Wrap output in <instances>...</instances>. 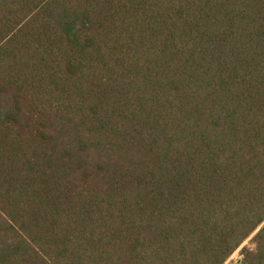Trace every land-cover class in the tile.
I'll use <instances>...</instances> for the list:
<instances>
[{"label": "trees", "instance_id": "16d2710c", "mask_svg": "<svg viewBox=\"0 0 264 264\" xmlns=\"http://www.w3.org/2000/svg\"><path fill=\"white\" fill-rule=\"evenodd\" d=\"M0 264H264V0H0Z\"/></svg>", "mask_w": 264, "mask_h": 264}, {"label": "rangeland", "instance_id": "374dc122", "mask_svg": "<svg viewBox=\"0 0 264 264\" xmlns=\"http://www.w3.org/2000/svg\"><path fill=\"white\" fill-rule=\"evenodd\" d=\"M247 242H248V241H245V242L243 243V245H244V244H247ZM240 258H241V257H240V255H239V249H238V250H236V251L233 253V255L229 258L228 261H232V262H234V263H237V262L239 261Z\"/></svg>", "mask_w": 264, "mask_h": 264}]
</instances>
